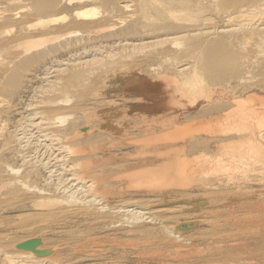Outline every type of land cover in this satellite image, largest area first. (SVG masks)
Wrapping results in <instances>:
<instances>
[{"label":"bare ground","instance_id":"1","mask_svg":"<svg viewBox=\"0 0 264 264\" xmlns=\"http://www.w3.org/2000/svg\"><path fill=\"white\" fill-rule=\"evenodd\" d=\"M170 200L264 210V0H0V264L117 227L184 260Z\"/></svg>","mask_w":264,"mask_h":264},{"label":"rangeland","instance_id":"2","mask_svg":"<svg viewBox=\"0 0 264 264\" xmlns=\"http://www.w3.org/2000/svg\"><path fill=\"white\" fill-rule=\"evenodd\" d=\"M98 9H100V7H98ZM120 81H126L130 85H127V88L123 91L120 90L119 93L114 95L112 94L113 96H119L120 94V96L124 98L137 96L138 81L136 82L134 81V79H123L121 77ZM120 85L121 84H119V86ZM111 196L116 197L115 195ZM118 199L121 198L117 197L116 200ZM176 201L177 200H170L165 204L164 207L171 210L173 209V213H175H171V216L179 215V224H181L180 226L183 230L179 231L178 234H185L184 238H186L187 236V238H189V235L191 234L192 236H195L193 238L190 237L193 240L190 238L188 240L186 238L188 243L186 247L188 250L191 248V250H189L191 254L183 258L184 260L178 259V261H176L177 259H175L174 261V259H172V261L171 259H169V256L167 257V255H170L167 252L171 251L169 244L170 242L165 243L164 240L163 242H155V239H151L150 237L143 238L142 235H130L128 237L126 236V238L123 234H121L122 230L118 229L119 227L115 228L112 231L102 228H100V230H87L85 231V233H83V235H76L75 239H79L80 237L85 238L86 236L91 238L89 242H87L89 238L83 239L85 241L82 240L84 242L83 245H86V247L88 246V244H92L90 245L91 247L93 246V248L88 246V249L90 251L88 249H85V253H83V251L74 252L72 250L67 252L68 248L66 246H62L60 249H62L61 251L67 252L69 254L67 258L73 260L70 262L72 264H264L263 209H252L251 207H245L246 209L241 207H231L228 209L223 208V206L201 209L197 207H190L189 205L185 204L178 203L177 205ZM257 210L259 211V213H257ZM19 211L21 210H18L17 212ZM24 213L30 214V211H25ZM246 216H248L247 218L252 216L251 220H248ZM203 220L205 222H203ZM71 224L68 227H70ZM85 225L86 224H81L77 227V230H79L80 227L86 229L90 228V225ZM56 235H54L53 237L54 241L72 237L70 233L59 235L60 237H55ZM102 235L105 236L103 237ZM92 238L93 240L95 238L94 242H96L97 240L95 245H93L94 243ZM122 240H125L127 244H125V241ZM129 241H132V246L130 244L128 245ZM166 246L168 247V249H166ZM91 249H93V251L96 250L97 252H93ZM99 250H101L102 252H99ZM141 252H144L145 254L143 253V256H141ZM149 255H151L152 257H150ZM141 257H149L153 260V262L138 263V261L142 260ZM160 257H162L163 259H160Z\"/></svg>","mask_w":264,"mask_h":264}]
</instances>
